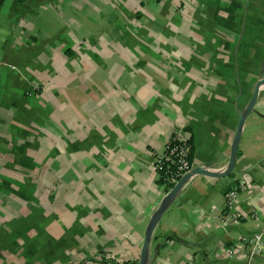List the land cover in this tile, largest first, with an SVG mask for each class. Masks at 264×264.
<instances>
[{
  "label": "crops",
  "instance_id": "1",
  "mask_svg": "<svg viewBox=\"0 0 264 264\" xmlns=\"http://www.w3.org/2000/svg\"><path fill=\"white\" fill-rule=\"evenodd\" d=\"M263 78L264 0H0V264H139L155 157L183 128L193 167L225 172ZM259 231L264 86L234 171L184 185L149 264H237Z\"/></svg>",
  "mask_w": 264,
  "mask_h": 264
},
{
  "label": "built area",
  "instance_id": "2",
  "mask_svg": "<svg viewBox=\"0 0 264 264\" xmlns=\"http://www.w3.org/2000/svg\"><path fill=\"white\" fill-rule=\"evenodd\" d=\"M192 145L183 128H178L167 142L165 150L158 154L154 160V168L160 175L162 184L166 188V194L177 184V182L193 167L190 159ZM239 197V191L232 189L227 193L228 204L232 206L233 201ZM222 222L225 224H238L239 216L235 213L227 214ZM230 258H235L237 264H250L258 255L264 254V231L244 234L230 248L227 249Z\"/></svg>",
  "mask_w": 264,
  "mask_h": 264
},
{
  "label": "water",
  "instance_id": "3",
  "mask_svg": "<svg viewBox=\"0 0 264 264\" xmlns=\"http://www.w3.org/2000/svg\"><path fill=\"white\" fill-rule=\"evenodd\" d=\"M264 86V78L260 79L255 87L254 93L251 97L250 102L248 103L246 109L240 113L237 130L234 136V140L232 143L231 148V154L230 159L228 163V167L225 172L223 173H217V172H211L209 171V168H211V163H207L203 166L194 167L190 172L186 173L178 182L177 184L166 194V196L163 198L160 206L153 214L150 223L148 224L145 236H144V243L141 250L140 260L139 264H149L150 260V245L152 236L154 233V230L156 226L158 225L159 221L161 220L163 214L169 209L173 201L175 200L176 196L180 192V190L184 187V185L196 174H205L210 175L214 177H224L230 175L235 167L239 152V145L240 141L242 139V131L244 124L246 122L247 117L251 114V112L254 109V106L259 98L260 95V89Z\"/></svg>",
  "mask_w": 264,
  "mask_h": 264
},
{
  "label": "trees",
  "instance_id": "4",
  "mask_svg": "<svg viewBox=\"0 0 264 264\" xmlns=\"http://www.w3.org/2000/svg\"><path fill=\"white\" fill-rule=\"evenodd\" d=\"M190 143H191V145H192V151H191V155H190V159H191V161H192V159H193V153H194V149H193V143H192V139H190ZM162 182V181H161Z\"/></svg>",
  "mask_w": 264,
  "mask_h": 264
}]
</instances>
